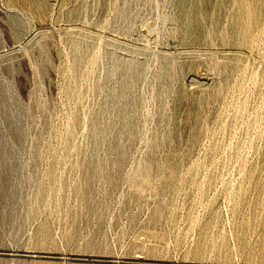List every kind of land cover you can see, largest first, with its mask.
Listing matches in <instances>:
<instances>
[{
  "label": "rangeland",
  "instance_id": "obj_1",
  "mask_svg": "<svg viewBox=\"0 0 264 264\" xmlns=\"http://www.w3.org/2000/svg\"><path fill=\"white\" fill-rule=\"evenodd\" d=\"M179 1L0 0V264H264V19Z\"/></svg>",
  "mask_w": 264,
  "mask_h": 264
},
{
  "label": "bare ground",
  "instance_id": "obj_2",
  "mask_svg": "<svg viewBox=\"0 0 264 264\" xmlns=\"http://www.w3.org/2000/svg\"><path fill=\"white\" fill-rule=\"evenodd\" d=\"M228 2L230 7V18L228 21V25L231 31H233V33L237 35L239 41H241L244 45H248L250 43L253 32L257 31L262 25L264 19V0H228ZM183 6V0H180L179 7L181 10L183 9ZM188 20L191 22V18H188ZM206 37L208 40H210L212 39L213 34L207 31ZM71 46L75 50L79 51V58L77 60L78 68L77 70L72 71L74 88L73 92L74 94L79 96L85 92V88L83 85H81V81L88 83L90 79H92L97 69V60L94 58V54L90 49L81 51L79 49V42L77 40H72ZM64 141L65 143H67L68 138H64ZM95 168L96 165L91 166V169L94 170ZM149 170H151L149 163H142L138 168H135L132 171V180L136 188L140 187V183L143 180H147ZM95 171L98 174V168H96ZM158 174H160V172L153 173L154 176ZM173 174L174 172L170 171L163 175L171 176ZM62 189L63 186L61 187V190ZM150 192L157 194L158 188L155 185H152V187H150Z\"/></svg>",
  "mask_w": 264,
  "mask_h": 264
}]
</instances>
